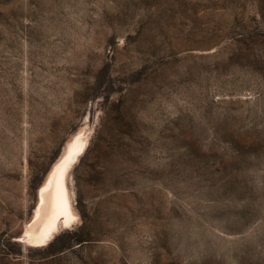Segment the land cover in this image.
<instances>
[{
	"label": "rangeland",
	"instance_id": "rangeland-1",
	"mask_svg": "<svg viewBox=\"0 0 264 264\" xmlns=\"http://www.w3.org/2000/svg\"><path fill=\"white\" fill-rule=\"evenodd\" d=\"M0 264H264V0H0Z\"/></svg>",
	"mask_w": 264,
	"mask_h": 264
},
{
	"label": "bare ground",
	"instance_id": "bare-ground-1",
	"mask_svg": "<svg viewBox=\"0 0 264 264\" xmlns=\"http://www.w3.org/2000/svg\"><path fill=\"white\" fill-rule=\"evenodd\" d=\"M67 154L54 166L39 190V203L35 211V232L28 235L31 242H46L59 225L76 220L70 190L67 185L70 163L77 155L76 145H70Z\"/></svg>",
	"mask_w": 264,
	"mask_h": 264
}]
</instances>
